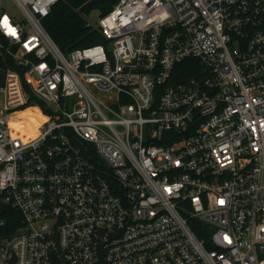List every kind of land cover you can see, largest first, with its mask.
I'll return each mask as SVG.
<instances>
[{
	"label": "built area",
	"instance_id": "2783aa9c",
	"mask_svg": "<svg viewBox=\"0 0 264 264\" xmlns=\"http://www.w3.org/2000/svg\"><path fill=\"white\" fill-rule=\"evenodd\" d=\"M56 1L0 0V264H264V0H116L67 52Z\"/></svg>",
	"mask_w": 264,
	"mask_h": 264
},
{
	"label": "trees",
	"instance_id": "16d2710c",
	"mask_svg": "<svg viewBox=\"0 0 264 264\" xmlns=\"http://www.w3.org/2000/svg\"><path fill=\"white\" fill-rule=\"evenodd\" d=\"M115 2L116 0H57L50 12L42 19V24L52 40L64 52L75 47L105 42L98 28L90 26L87 17L91 13H96L98 16L105 15ZM192 61L194 60L187 59L180 64L183 66L181 76L195 74L186 66ZM194 63L198 66V62ZM1 80L0 75V82ZM13 117L26 122L33 120L35 123L43 119L39 115L37 103L15 113ZM12 124L17 126L23 123L20 120H12ZM0 220H3V223H0V237H3L13 232L20 224L21 214L15 207L0 201Z\"/></svg>",
	"mask_w": 264,
	"mask_h": 264
},
{
	"label": "rangeland",
	"instance_id": "374dc122",
	"mask_svg": "<svg viewBox=\"0 0 264 264\" xmlns=\"http://www.w3.org/2000/svg\"><path fill=\"white\" fill-rule=\"evenodd\" d=\"M8 8L11 11H17L16 10V6L14 5L13 2L9 1L8 3ZM88 23L90 24V26L97 28L98 27V15L96 13H91L88 17H87ZM97 96L100 98H103V95L100 93H97Z\"/></svg>",
	"mask_w": 264,
	"mask_h": 264
},
{
	"label": "bare ground",
	"instance_id": "6f19581e",
	"mask_svg": "<svg viewBox=\"0 0 264 264\" xmlns=\"http://www.w3.org/2000/svg\"><path fill=\"white\" fill-rule=\"evenodd\" d=\"M36 123H37V122H36ZM36 123H35V124H36Z\"/></svg>",
	"mask_w": 264,
	"mask_h": 264
}]
</instances>
